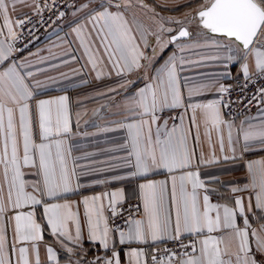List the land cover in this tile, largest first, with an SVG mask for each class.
Wrapping results in <instances>:
<instances>
[{
	"label": "snow or ice",
	"instance_id": "1",
	"mask_svg": "<svg viewBox=\"0 0 264 264\" xmlns=\"http://www.w3.org/2000/svg\"><path fill=\"white\" fill-rule=\"evenodd\" d=\"M56 2L0 0V264H41L45 230L69 264H122L117 243L146 246L124 248L125 264H264V156L246 159L264 152V0H203L184 19L163 16L146 0H78L70 33L54 42L61 55L49 49L48 56L19 57L28 47H17L24 25L31 34ZM18 5L30 7L37 22L26 13L13 18ZM65 15L58 11L56 19ZM82 59L69 72L44 75ZM234 65L240 90L256 89L236 101L223 83L239 78ZM89 73L97 81L116 77L97 93L110 103L93 110L104 124L91 135L119 133L120 140L76 156L73 136L90 133L79 120L73 131L70 97H38L62 81L66 93L77 87L74 76ZM134 73L135 81L128 78ZM234 103L257 113H233ZM237 168L245 182L221 179ZM160 174L165 178H150ZM132 180L144 181L133 191L139 216L129 215L124 227L109 222L121 215L123 188L68 200L83 188ZM85 228L104 255L86 259ZM161 242L178 247L159 253ZM54 244L45 245L47 260L59 264Z\"/></svg>",
	"mask_w": 264,
	"mask_h": 264
},
{
	"label": "crops",
	"instance_id": "2",
	"mask_svg": "<svg viewBox=\"0 0 264 264\" xmlns=\"http://www.w3.org/2000/svg\"><path fill=\"white\" fill-rule=\"evenodd\" d=\"M32 0H29V3H31ZM38 3L41 2V0H37ZM147 3L156 6L157 12H159L163 16L168 17H175L179 19H184L186 14L188 13H194L200 5L203 3V0H167V3L165 7H159V5L164 4L165 0H146ZM131 11H135L138 15V18L143 20L146 24H150V21H148L142 14L141 10L139 9H132ZM32 12L30 7L18 5L17 10L15 13H13V18L16 16H21V13H29ZM75 20L74 16V9L70 10L60 24L55 26L53 30L46 36L44 39H42L40 42H38L33 48L29 49L26 52L18 53L17 55L19 57L28 56L29 53H36L39 51L40 55L42 56H48L49 55V49H51V52L55 55H61L62 54V48L56 47L54 45V42L58 43L57 37H64L65 33H70L72 22ZM195 25H193V28ZM68 40H73L74 36L72 34L68 35ZM76 45L73 44L72 47H75ZM149 54H151V50H146ZM171 52V47L166 50L165 54L161 58L159 62H162L163 58L167 56ZM79 55V52L77 53ZM83 59L80 61L79 64H70L67 67H60L56 70L46 72L44 75L46 76H56L60 72H69L70 68H78L80 67V64H83ZM107 71V69H106ZM199 71H211V68H204L200 69ZM194 74V73H193ZM232 74L233 75H240L237 71V66L232 67ZM138 73H134L129 75V79L136 80V76ZM95 74L89 73L87 75L81 74L79 76H74L73 80L77 84V87L69 89L66 93L60 91L59 89L64 87L68 83V81H62L59 85H55L52 87H49L47 89L42 90L41 95L38 98H50V97H56L62 94H67L70 97V108H71V119L73 121V131L76 132V121L79 120V128L81 132H88L90 135L83 136V135H75L73 136L70 143L74 146V155L81 156L85 152H94L97 151L99 147H112L114 144L118 143L120 140V134L119 133H108V134H100V135H91L92 133H96L97 126H103L104 122L100 119H98L94 114V109H100L101 112L104 110L101 108V105H107L110 103V101L107 98H102L97 96V93L100 91L106 90V86H114L116 83V77L113 76L111 79L105 78L102 81L95 80ZM43 79V76L40 77ZM86 79L89 80L90 83L88 84H81L80 81ZM229 80V79H228ZM228 80H224L223 83L227 84ZM143 80L137 81V83L134 85V88H138L143 86ZM211 95V94H210ZM117 100L120 99L119 96L116 97ZM257 113V108L254 110V112L250 115H255ZM175 115V113H165V116H171ZM239 122V121H237ZM201 132H203V129H201ZM213 139H215V135L213 136ZM206 147V146H205ZM261 156H264V152L256 153L255 155H249L246 157V159H256ZM103 159L104 157H100ZM81 164L88 163V161H80ZM222 167L225 168H231V165H224ZM166 174H160V175H153L150 178L155 180H161L165 178ZM91 179V178H90ZM221 179L224 181H237L240 183L245 182L246 179V173L242 168H237L236 170L225 172L221 174ZM144 182L143 180H132V181H119V182H113L111 184L107 185H95L90 188H83L79 191L77 194H69L68 200L69 202H79L83 199L84 196H92L94 194L103 193L105 191H114L120 188H123L125 191V202H128L132 199H135V196L133 195V191L136 188V185L138 183ZM226 195H230V193H226ZM247 195V193H245ZM217 198L213 197V202H216ZM63 202V201H61ZM83 205L80 204L79 207V213H80V219L81 224H84V217H83ZM42 209L37 208L36 214L37 218L39 220V217L41 215ZM106 215H110V213L106 212ZM112 225L111 220L109 221ZM253 227L259 228L258 223H254ZM10 231V230H9ZM84 243L83 247L87 251V257L86 259H92L93 257L97 255H104V251L99 247V245H93L87 238V230L84 229ZM226 243H232L234 248V242L228 240V238H225ZM46 244H54V238L49 235L48 231L45 230L44 232V240L40 242L39 244V256L41 260V264H52V262H49L47 260V254L45 250ZM55 249L57 250V259L59 260V264H69V257L68 254L64 251L63 248H61L59 243L54 244ZM117 250L120 251V257L122 264H125V255L123 249L126 247H146L144 245H124L121 246L117 243L116 245ZM151 251V249H149ZM150 260V256L148 257ZM73 260H75V257H73Z\"/></svg>",
	"mask_w": 264,
	"mask_h": 264
},
{
	"label": "built area",
	"instance_id": "3",
	"mask_svg": "<svg viewBox=\"0 0 264 264\" xmlns=\"http://www.w3.org/2000/svg\"><path fill=\"white\" fill-rule=\"evenodd\" d=\"M45 0H41L40 4L43 5ZM49 4L52 3V0H47ZM78 0H57L56 4L54 5L52 11L45 10L43 12V19L44 23L43 24H37L36 29L32 31L31 34H29L28 29L31 27L29 24L24 25V32L22 38L18 41L17 47H23L25 44L28 45L26 49H24L23 52L28 51L29 49L33 48L38 42H40L42 39H44L48 34L53 30L55 26L61 23L62 20H57V12L58 11H64L66 14L74 9L72 6L77 4ZM33 23H36L37 20L39 19L36 15H34L32 12L27 13ZM23 18V16L21 17ZM53 21H55V24H53ZM36 37H39V39H35ZM32 41V43H29ZM21 52V53H23ZM235 79H229L227 84H230L232 86V91L230 93V97L233 101L238 100L239 98L243 96H251L252 93L255 92V87L254 86H249L246 92H242L240 90L241 86L244 83V80L242 78V75H233V77H238ZM261 84H264V81H260ZM244 103L246 104L247 101L245 100ZM256 109V106H252L251 110L249 111L248 109L244 108L243 104H233L232 105V111L235 113L236 111H243L245 114L250 115L254 112ZM243 118V117H241ZM139 201L135 198L132 199L128 202L123 203L122 205L119 206V211L121 212V215L116 217L114 220H111L112 226H120L124 227V221L128 218L129 215L133 216H139V213L135 211V208ZM188 241L186 240L185 243ZM159 249V253H163L164 250L167 249H175L178 246L174 243L171 242H161L157 245Z\"/></svg>",
	"mask_w": 264,
	"mask_h": 264
},
{
	"label": "water",
	"instance_id": "4",
	"mask_svg": "<svg viewBox=\"0 0 264 264\" xmlns=\"http://www.w3.org/2000/svg\"><path fill=\"white\" fill-rule=\"evenodd\" d=\"M195 27V26H194Z\"/></svg>",
	"mask_w": 264,
	"mask_h": 264
}]
</instances>
